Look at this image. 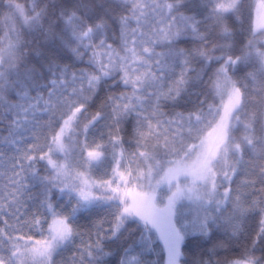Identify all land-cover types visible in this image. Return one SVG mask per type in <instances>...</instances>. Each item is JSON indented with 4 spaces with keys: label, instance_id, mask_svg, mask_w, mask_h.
<instances>
[{
    "label": "snow or ice",
    "instance_id": "1",
    "mask_svg": "<svg viewBox=\"0 0 264 264\" xmlns=\"http://www.w3.org/2000/svg\"><path fill=\"white\" fill-rule=\"evenodd\" d=\"M0 264H264V0H0Z\"/></svg>",
    "mask_w": 264,
    "mask_h": 264
}]
</instances>
